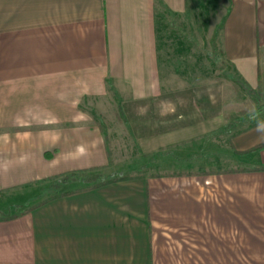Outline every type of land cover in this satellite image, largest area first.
<instances>
[{"label": "crops", "instance_id": "1", "mask_svg": "<svg viewBox=\"0 0 264 264\" xmlns=\"http://www.w3.org/2000/svg\"><path fill=\"white\" fill-rule=\"evenodd\" d=\"M204 6L255 86L264 0H0V198L32 205L0 218V264H264V145L243 152L264 120L239 127L230 97L168 89L160 68L156 17ZM112 94L142 170L30 202L41 180L124 163L93 109Z\"/></svg>", "mask_w": 264, "mask_h": 264}, {"label": "rangeland", "instance_id": "2", "mask_svg": "<svg viewBox=\"0 0 264 264\" xmlns=\"http://www.w3.org/2000/svg\"><path fill=\"white\" fill-rule=\"evenodd\" d=\"M212 7H200L194 12L188 8L182 14L167 13L156 17V41L160 68L167 73L168 89L188 93L204 90L207 86H214L219 101L222 102L223 97H230L231 106L239 108L228 114V116L231 115L229 122L238 121L239 127L248 125L254 122V119L264 116V73L255 86H250L238 77L216 44V38H214L215 43L212 41V33L216 30V20L219 17ZM124 93L123 91V95ZM120 99L119 95L112 94L110 99L104 101V104L93 107L95 119L104 132L110 160H113L116 152H120L123 156L124 163L120 164V168L118 167V170L89 168L76 171L73 176L67 174L41 180L38 194L29 196V198L33 197L30 202L45 198L66 187L84 185L85 181L81 176L85 174L95 173L108 177L115 173L142 170L137 164V159L133 160V154L130 152L134 144L125 128V121H123L120 110ZM239 119L242 120L239 121ZM113 140H116L117 148L114 147ZM249 163L251 162L248 160L247 164ZM146 169L153 170L154 167L147 165ZM8 197L11 198V196L0 198V214L19 207L14 205L6 209L7 199H10ZM18 198L23 199L24 197L12 196L14 200Z\"/></svg>", "mask_w": 264, "mask_h": 264}, {"label": "trees", "instance_id": "3", "mask_svg": "<svg viewBox=\"0 0 264 264\" xmlns=\"http://www.w3.org/2000/svg\"><path fill=\"white\" fill-rule=\"evenodd\" d=\"M249 88H251V87L249 86ZM230 118H231V115H229V119ZM262 120H264V117L261 118V119H258L257 121L253 122L250 125H254V124H256V123H258V122H260ZM262 145H264V142L258 143L256 145L248 148L247 150H244L243 152L256 149L257 147H260ZM73 173H75V172H73V171L72 172H66V173H64L62 175L69 174L70 176H73L74 175ZM124 177H126V176H124L122 174H117V173H115L113 176L111 175V176H108V177H104V176H101V175H98V174H95V173L85 174L84 176H81V178L84 179V181H85L84 185H82L80 187H66V188L57 190L53 194L49 195L48 197L40 199L36 203H41V202L45 201L47 198L52 197V196L67 194V193H71V192L78 191V190H81V189L96 187V186H99V185L104 184L106 182L114 181V180H117V179H122ZM31 206L32 205H28V206H25V207H19L18 209H14L13 211H8V212H5V213H2V214H0V218H9V217H12V216H14L16 214H20V213L28 210Z\"/></svg>", "mask_w": 264, "mask_h": 264}]
</instances>
